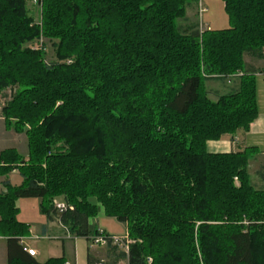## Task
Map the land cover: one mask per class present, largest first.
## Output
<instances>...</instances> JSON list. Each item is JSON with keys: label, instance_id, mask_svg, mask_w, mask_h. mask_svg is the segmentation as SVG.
I'll return each instance as SVG.
<instances>
[{"label": "trees", "instance_id": "obj_1", "mask_svg": "<svg viewBox=\"0 0 264 264\" xmlns=\"http://www.w3.org/2000/svg\"><path fill=\"white\" fill-rule=\"evenodd\" d=\"M24 1L0 0V91L16 89L4 116L28 126L29 143L27 161L0 153L2 174L17 167L23 179L0 193L7 264H65L20 244L16 200L29 197L86 238L101 204L141 240L128 264H264V189L247 172L255 147L206 150L258 115L260 71L242 55L264 61V0H221L229 26L201 34L177 23L196 0H43L41 28ZM40 35L55 60L25 46ZM236 71L237 87L210 99V75Z\"/></svg>", "mask_w": 264, "mask_h": 264}, {"label": "rangeland", "instance_id": "obj_2", "mask_svg": "<svg viewBox=\"0 0 264 264\" xmlns=\"http://www.w3.org/2000/svg\"><path fill=\"white\" fill-rule=\"evenodd\" d=\"M24 2L28 15L32 17V24L37 25L39 28H41L43 0H38L37 2H33L31 0H25ZM177 23L184 30H186L187 28H189V30L197 29L200 34L205 30H209L211 28L216 29V28H224L229 26L227 14L224 11V6L221 0L190 1L185 7L184 17L178 19ZM186 26L188 27L185 28ZM43 45H45V47H42ZM25 46L31 47L32 49L44 50L45 59L48 62L55 60L54 50L51 45V42L47 41L45 37H43L42 35H40L38 38L32 41L27 42ZM242 60L245 63L246 67L252 66L257 71H260L258 73H262L263 64H264L263 59L253 56L250 53L244 52L242 55ZM241 74H242L241 71H236L235 73L227 74L223 80H219L216 79L215 76H223V74L212 73L210 76H214V78L206 80L204 83V87L207 90L208 97L212 100H216L218 98V95L225 94L227 92H230L232 89H235L237 87V78ZM256 83H257V92L260 91V95L262 99L264 95V78L257 77ZM11 87L12 86H6L0 91V153L6 149H14L16 153L19 154L22 160L27 161L29 157V143H28V136L25 133V130L26 128H28V126H25V129L21 130L19 129V127L17 128V125L15 124V119L13 117H10L7 121L6 117L4 116V108L10 102L13 94H15L16 91V89L14 90V88L12 89ZM263 109H264V105L262 101L260 106L261 113H263ZM258 111H259V107H258ZM245 131L247 130L240 128L233 134H225L218 140H209L207 142L219 141L225 137H231L232 140L236 142L237 138L235 139V135H239L240 133H243ZM237 137L240 138V136ZM208 146L209 145H207L206 143L207 151H208ZM245 148H242L241 150ZM249 154L250 155L247 164V172L249 175V180L256 189H264V154H261L260 150L258 151L256 148L250 151ZM14 170L18 171L19 173L17 167L3 174L2 171L0 170V180L4 185V187H5V182L6 181L9 182L7 179L8 175ZM234 182L235 183L238 182V179L236 177H234ZM5 191H6V187H5ZM18 201H19V209L17 214V220L20 222L27 223L29 226H31L32 231H35L36 229H38L39 224L44 220H46L44 214L40 211V200L35 197H29V198H19ZM60 202L67 204V202L65 201L62 195L54 196L51 200V204L54 208H55V204ZM96 204L98 206V212L94 217H91L89 219L91 223L94 222L92 224L95 228H96L95 220L97 217L96 222L100 226V228L97 229H100L101 231H103L102 229H104L106 231H110L114 233L123 232L121 234H115V235H122V236L127 235V238L130 241V245L135 242H141L140 239H135L129 235V229L127 224H126L127 226L126 230L124 231V227L119 221H117L115 218L111 216L105 215L104 208L102 207V205L97 202ZM65 230L69 231L67 227H65ZM57 232L58 230L54 231L55 234ZM57 235L58 234H56V236ZM3 242L4 240L1 239L0 245ZM34 245L40 251V254H38L37 256V258L40 261H44L47 257H49V255L51 254L49 248L54 249L56 253H60L62 249V241L60 240H38L35 241ZM74 245H75V255L73 260L74 263L87 264V249L88 247H92L94 245L91 243L90 240H87L84 237L76 238L74 240ZM97 246H102L107 248V246L105 245H97ZM117 250L122 251L119 248H117ZM110 256L111 258L113 257L111 254ZM151 261H152L151 256H147L146 263L148 264ZM106 262L108 263V261L104 257V260H100L97 263L106 264ZM124 262L125 264H128L127 257L124 259Z\"/></svg>", "mask_w": 264, "mask_h": 264}, {"label": "crops", "instance_id": "obj_3", "mask_svg": "<svg viewBox=\"0 0 264 264\" xmlns=\"http://www.w3.org/2000/svg\"><path fill=\"white\" fill-rule=\"evenodd\" d=\"M187 27L188 26H186L185 28ZM257 77L264 78V73L263 72L256 73V78ZM262 101L264 105V95H263V98L261 99V95L259 91L257 92V103L259 107L258 115L255 118V120L250 124L249 130L243 133H240L239 135H235V139L237 138L236 142H234V140H232L231 137H225L219 141L207 142V145H209L208 151L209 152H229V151H238L245 147L254 146L258 151L260 150L261 154H264V109H263V113H261L260 111V106H261ZM237 136H240V138ZM7 179L9 181V184L13 186L20 185L23 180L21 175L16 170L12 171L8 175ZM4 191H5V187L0 180V192L2 193ZM16 207L19 209L18 199L16 200ZM42 213L44 214L46 220L41 222L39 224L38 229L36 230L34 229L35 231H32L31 226H29L26 223L28 225V234L20 237V244L34 249L35 255L33 257L39 262H44L46 259L50 257H63L65 263L75 264L73 261L74 255H75L74 240L76 238H80V236H75L71 234L68 230L66 231L65 226L62 225L61 222L59 221L58 215H55L54 213L51 212L50 215L47 216L44 212ZM96 220H97V217H96ZM96 220H95L96 228H100ZM89 222L91 223L90 220ZM120 223L123 225L124 231H125L127 227L126 223H123V222H120ZM55 230H58V232L56 233L58 234L57 236L54 233ZM102 230L108 234L123 233V232L114 233V232L106 231L104 229ZM84 238L87 239L86 237ZM1 239L4 240V242L0 245V264H6L7 262L6 238L0 236V240ZM38 240H60L62 241L61 252L56 253L54 249L49 248V251L51 253L49 257H47L44 261H40L37 258L38 254H40V251L34 245L35 241H38ZM116 250L117 248L112 247V246H107V248L102 247V246L88 247L87 259H88V256L90 255L92 264L97 263L100 260H104V257L108 261V263L106 262V264H125L124 262L125 257L123 256L124 252L119 251V250H117L116 252ZM110 254L113 256L112 257L113 259L111 258Z\"/></svg>", "mask_w": 264, "mask_h": 264}, {"label": "built area", "instance_id": "obj_4", "mask_svg": "<svg viewBox=\"0 0 264 264\" xmlns=\"http://www.w3.org/2000/svg\"><path fill=\"white\" fill-rule=\"evenodd\" d=\"M33 2H37L38 0H31ZM67 204L60 202L55 204V208L58 213L63 212L67 208ZM88 240L91 241V243L94 246L97 245H105V246H112L117 247L122 250L126 255L129 253V247H130V241L127 238V235H115V234H107L101 231L100 229H97V233L90 235ZM24 250L28 252L30 255H35V250L32 248H29L27 246H23ZM69 264V263H65ZM94 264H100V263H94Z\"/></svg>", "mask_w": 264, "mask_h": 264}, {"label": "bare ground", "instance_id": "obj_5", "mask_svg": "<svg viewBox=\"0 0 264 264\" xmlns=\"http://www.w3.org/2000/svg\"><path fill=\"white\" fill-rule=\"evenodd\" d=\"M25 246V245H24Z\"/></svg>", "mask_w": 264, "mask_h": 264}]
</instances>
